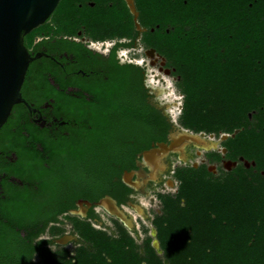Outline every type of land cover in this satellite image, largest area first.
Returning a JSON list of instances; mask_svg holds the SVG:
<instances>
[{
  "label": "trees",
  "instance_id": "16d2710c",
  "mask_svg": "<svg viewBox=\"0 0 264 264\" xmlns=\"http://www.w3.org/2000/svg\"><path fill=\"white\" fill-rule=\"evenodd\" d=\"M135 4L138 20L147 28L142 32L125 0H60L49 19L26 35L25 44L33 54L48 55L30 63L22 92L37 104L53 97L54 112L68 122L70 131L40 129L29 119V108L17 103L0 128L1 147L21 157L19 167L14 166L21 173L31 175L41 166L43 149L51 153L55 179L73 187L90 182L93 177L86 169H94L89 173L97 172L100 195L114 194L110 180L135 166V151L129 153L126 142L131 129L151 130L164 123L144 100L143 68L120 63L116 57L120 47L140 39L180 76L181 126L217 136L241 128L222 141L225 156L217 150L206 153L210 163L225 158L237 164L229 170L220 167L217 174L207 163L175 169L178 189L158 195L162 212L153 218L162 254L152 237L146 236L139 246L121 224L114 237L87 223L81 233L94 249L80 247L77 260L69 263L264 264V0H135ZM81 36L116 38V44L107 58L74 39ZM66 50L86 68L97 55L107 60L103 68L107 78L94 75L83 85L89 100L76 97L82 89L68 90L70 84L81 85L78 79L71 82L55 68L52 57ZM59 160L63 162L57 167ZM118 162L122 165L115 166ZM8 169L23 178L16 168ZM113 184L129 189L121 181ZM13 188L7 209L15 210L11 215L25 229L33 217H50L66 209L48 204L19 184ZM45 189L41 187V192Z\"/></svg>",
  "mask_w": 264,
  "mask_h": 264
},
{
  "label": "flooded vegetation",
  "instance_id": "af4514ba",
  "mask_svg": "<svg viewBox=\"0 0 264 264\" xmlns=\"http://www.w3.org/2000/svg\"><path fill=\"white\" fill-rule=\"evenodd\" d=\"M81 33L82 31H79V34ZM39 39L40 38H37L36 40L38 41ZM74 39L84 42L89 48L101 53L107 58L116 44L115 41L110 47H105L106 43H104L101 48H97L88 44L90 39H87L86 36L74 37ZM101 41L106 42L107 40ZM136 45L137 42L132 46L120 47L116 55L118 62H129L121 58L119 51L124 48L135 47ZM52 58H54L58 66H55V68H58V73L60 75L71 82H73V79H78L77 83H81V85L75 83L68 86L69 91H78L82 89L83 92L81 94H76L77 98L85 96L87 100L91 99L89 91L86 90L83 85L93 80L95 78L94 75H96V77L98 75H106L107 78V73H105L103 69L104 66L108 64L107 60L104 59L102 61L99 55L95 58L101 61H96V59H94L93 61L87 62L88 68L82 67L78 57L67 50L60 52L59 56ZM151 63H154V61L152 62L151 60ZM141 67L144 70V100L148 106L153 107L155 112L160 114L164 123H159L151 130H141L135 127L131 129V137H128L126 142L129 145V153L135 151L133 157L135 166L124 168L120 175L116 174L113 176L110 181L112 186L111 189L114 194L104 192L100 195V185H98L99 177L96 175L97 172L89 173L94 169H86V174L92 175L93 178H90V182L95 183V186L85 181L79 182L76 186L72 187L70 185L68 186L63 180L55 179V176L51 173V153L43 150L39 143L38 147L42 149L40 150L42 157L40 162L41 166L36 168V170H34L35 172L31 175L24 174V171L21 173L20 171H22V169L14 167L15 165L18 166L21 157H19L15 151L6 152L1 147L3 140L0 138V264H70L71 262H75L80 247L85 246L90 250L94 249L86 236L81 233V229H84L87 223H90L95 228H98L96 225L101 226L102 228L100 227L99 229L106 230L114 237H117L119 234L117 227L119 224L123 225L126 229L128 227L120 218L111 215L105 208L98 205L97 202L100 201V199L105 196H111L116 201L117 205L123 209L127 218L131 219L133 226L130 229L135 230L137 222H143L139 214L143 218L150 217L145 204L140 200V196L148 195L152 190L159 195L161 193V189H158L159 184L175 185V168H173V162L178 159H191L196 154V147L187 145L183 154L179 151L169 152L161 159V162H159L157 166H150L141 161L143 151L155 146L158 142L169 141L170 136L177 132L178 126H181L178 120L173 118L169 110L171 104L164 100V98H159L158 96L159 92H161L162 89L165 90V88L151 85L150 82L147 81L145 68L143 66ZM172 69L174 70V68ZM157 76H162V73L159 72ZM162 78L164 79V77ZM22 94L24 96L23 92ZM24 97L33 107L37 108V110L29 109V119L38 124L40 129L45 128L48 131H64L66 133L70 131V129L66 128L68 122L60 120L54 112L55 99L53 97H50L40 104H37L35 100H29L26 96ZM22 104L28 107L25 103ZM182 108L183 104L181 111ZM71 125L77 126V123L72 122ZM124 130H126V128H124ZM62 162L63 161H60V163L58 162L54 165L58 167ZM117 165L120 166L122 164L118 162L115 166ZM8 167L16 168L20 174L23 175V178L16 175V172L10 171L9 173ZM63 168L62 166V169ZM63 171L65 172V169H63ZM45 173H48L47 177L43 175ZM127 173H132L130 179V181H132L131 184L125 182V179L129 178ZM119 181L129 187L127 192L123 187L113 184L114 182L118 184ZM16 184H19L21 189L31 190L35 194H38L37 196L39 198H46L49 201L48 204L61 205L66 209L50 217H33V221L29 220L31 226L25 229L22 227V221L11 215V212L14 213L15 210L12 208L9 210L7 209L8 205L12 202V200L9 199L10 192L12 189L15 190L13 187ZM41 187L46 188L44 192H41ZM98 208L101 211L109 213L117 221L115 224L117 230L109 231L107 229L109 224L101 219V212ZM158 211L160 213L162 212L160 210ZM135 215H137L136 218ZM25 252L27 255H25ZM24 256H26V258H24ZM23 258L26 260L24 263Z\"/></svg>",
  "mask_w": 264,
  "mask_h": 264
},
{
  "label": "water",
  "instance_id": "95a60500",
  "mask_svg": "<svg viewBox=\"0 0 264 264\" xmlns=\"http://www.w3.org/2000/svg\"><path fill=\"white\" fill-rule=\"evenodd\" d=\"M137 30L140 32L147 30L139 22V11L136 8L135 0H125ZM60 0H0V128L7 121L13 106L16 103H25L30 110H37L23 96L22 86L30 63L41 57L48 55L44 51L32 53L25 44V37L33 29L46 22L52 15ZM154 30V28H151ZM147 53L153 55L157 53L162 59V63H166V58L150 47ZM153 62V60H152ZM165 71L170 72L169 68ZM166 89V88H165ZM241 128H236L232 133L223 132L217 138L216 134L211 132L207 134L204 131L195 132L188 128L178 126L177 132L170 136L169 141L158 142L155 146L146 149L142 153L141 161L150 166H157L161 159L169 152L179 151L184 153L187 145L197 147L196 153L202 154V150H221L223 155L226 153V147L220 146V143L229 136L234 137ZM246 165H250L248 160L241 157ZM225 166L231 168L232 164L236 165L237 161L226 160ZM252 164L255 162L252 161ZM194 167L198 166V162H193ZM211 164L209 170H214ZM128 179L125 182L131 184V174L127 173ZM105 208L111 215L120 218L129 228H132L131 219L127 218L123 209L117 205L111 196H105L97 202ZM154 234H156L154 232ZM156 249L160 248L159 240L153 241Z\"/></svg>",
  "mask_w": 264,
  "mask_h": 264
},
{
  "label": "rangeland",
  "instance_id": "374dc122",
  "mask_svg": "<svg viewBox=\"0 0 264 264\" xmlns=\"http://www.w3.org/2000/svg\"><path fill=\"white\" fill-rule=\"evenodd\" d=\"M52 21V19H51ZM87 37V36H86ZM39 38V37H37ZM87 39H90L89 37H87ZM92 40H89L88 44H91V46H95L97 48H101V46H103L104 43L105 47H110L111 44L113 42L116 41L115 39H109L106 42H96L97 40H93L95 42H91ZM147 49L148 47H146L144 45V43L138 39L137 41V45L135 47H131V48H124L122 50L119 51V55L121 56V58L123 60L129 61V62H134V63H138L139 65L143 66L146 70V75H147V81L150 82L151 85H155V86H159L161 88H166L165 90L162 89L161 92H159L158 96L159 98H164V100H166L167 102H169L171 105L169 106V110L171 112V114L173 115V118L178 120L179 122V117L181 114V107L183 104V100H184V95L180 89V87L178 86V80L180 79V76L174 74L173 69L171 67H169V69H171L170 72L166 73L165 72V68L168 67L166 65V63H162V57H159L158 59H156V61H154V63H151V56L150 54L147 53ZM161 72L162 76H157V74ZM164 77V79L162 78ZM180 123V122H179ZM216 137L218 138L219 136L216 135ZM220 146H222V142L220 143ZM197 149V147H196ZM217 151H221L216 149ZM211 151V150H210ZM208 151L202 150V154H195L194 157H192L189 160H176L173 162V168H177V167H183L186 165H192L193 162H198V165L201 163H207L208 167L213 164L215 166H213L212 168L214 170H210L213 171L215 174H217L219 172V168L223 167L224 169H231L234 164H232L231 168H228L227 166H225L224 162L227 160L225 158H223V160L221 161H215L210 163V160L208 159L206 153ZM223 154V153H222ZM225 156V154H224ZM242 160V159H241ZM175 185L170 186V184H159L157 187L158 189H161V193L164 194H175L177 189H178V185H179V180L175 177ZM140 200L141 202H143V204H145L146 208H147V212L148 214H150V217L148 218H143L140 214V218L143 220V222H137V226L135 230H131L130 228L127 227L130 235L134 238L135 242L140 246L143 244V240L145 239L146 236H150L152 237V242L154 241V232L156 233V228L152 223V218L156 215L159 214L160 211H162V204L161 201L158 197V194L152 190L151 192H149L148 195L145 196H140ZM98 210H100L98 208ZM100 214H101V219H103L107 224H109V227H107V229L109 231L112 230H117V228L115 227L116 225V220L109 214L106 213L104 211L100 210ZM140 213V212H139ZM137 217V215H135V218ZM138 220V219H137ZM98 228H100L101 226L96 225ZM102 228V227H101ZM141 251L142 249L139 248ZM159 254H162V250L161 248L157 249Z\"/></svg>",
  "mask_w": 264,
  "mask_h": 264
},
{
  "label": "bare ground",
  "instance_id": "6f19581e",
  "mask_svg": "<svg viewBox=\"0 0 264 264\" xmlns=\"http://www.w3.org/2000/svg\"><path fill=\"white\" fill-rule=\"evenodd\" d=\"M151 56V60L156 61V59H158L159 57H161L160 55H158L157 53L150 55ZM163 59V58H162ZM166 73H168L167 71H165Z\"/></svg>",
  "mask_w": 264,
  "mask_h": 264
},
{
  "label": "built area",
  "instance_id": "2783aa9c",
  "mask_svg": "<svg viewBox=\"0 0 264 264\" xmlns=\"http://www.w3.org/2000/svg\"><path fill=\"white\" fill-rule=\"evenodd\" d=\"M99 41H100V40H97L96 42H99ZM91 42L93 43V42H95V41H91ZM100 42H102V41H100Z\"/></svg>",
  "mask_w": 264,
  "mask_h": 264
},
{
  "label": "clouds",
  "instance_id": "9594fccd",
  "mask_svg": "<svg viewBox=\"0 0 264 264\" xmlns=\"http://www.w3.org/2000/svg\"><path fill=\"white\" fill-rule=\"evenodd\" d=\"M156 235V234H155ZM155 238V237H154Z\"/></svg>",
  "mask_w": 264,
  "mask_h": 264
}]
</instances>
